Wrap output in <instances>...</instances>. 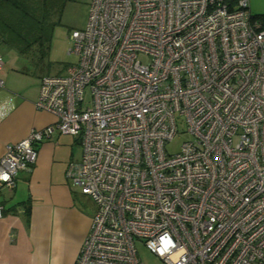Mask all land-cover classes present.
Segmentation results:
<instances>
[{"label": "built area", "instance_id": "built-area-1", "mask_svg": "<svg viewBox=\"0 0 264 264\" xmlns=\"http://www.w3.org/2000/svg\"><path fill=\"white\" fill-rule=\"evenodd\" d=\"M70 39L78 61L36 101L57 121L7 145L0 190L59 130L81 138L68 174L97 205L74 264H143L136 239L163 264H264V24L249 0H92ZM179 115L191 137L169 153Z\"/></svg>", "mask_w": 264, "mask_h": 264}, {"label": "crops", "instance_id": "crops-1", "mask_svg": "<svg viewBox=\"0 0 264 264\" xmlns=\"http://www.w3.org/2000/svg\"><path fill=\"white\" fill-rule=\"evenodd\" d=\"M0 55L1 158L9 143L55 123L57 117L36 107L43 77L32 70L37 59H24L1 37ZM82 153L80 137L56 130L41 142L33 169L19 172L14 188L1 187L0 264L75 263L97 209L68 174Z\"/></svg>", "mask_w": 264, "mask_h": 264}, {"label": "rangeland", "instance_id": "rangeland-1", "mask_svg": "<svg viewBox=\"0 0 264 264\" xmlns=\"http://www.w3.org/2000/svg\"><path fill=\"white\" fill-rule=\"evenodd\" d=\"M250 10L256 20H263L258 16L264 14V0H249ZM90 12V0H64L63 10L57 23L50 49L44 57H25L24 59H37L32 70L35 75L44 76L48 74L63 73L65 67L76 63L78 56L69 53L71 48L70 35L75 29H83L88 21ZM11 57V53L7 55ZM38 59H41L40 62ZM91 103L90 92L86 93V104ZM191 136L187 133V122L184 116L178 117V133L168 142L166 148L169 153H177L181 150L184 141ZM138 256L143 264H163L162 260L152 253L144 241L136 239Z\"/></svg>", "mask_w": 264, "mask_h": 264}, {"label": "trees", "instance_id": "trees-1", "mask_svg": "<svg viewBox=\"0 0 264 264\" xmlns=\"http://www.w3.org/2000/svg\"><path fill=\"white\" fill-rule=\"evenodd\" d=\"M63 5L64 0H0V37L21 55L44 57ZM258 16L264 24V14Z\"/></svg>", "mask_w": 264, "mask_h": 264}]
</instances>
